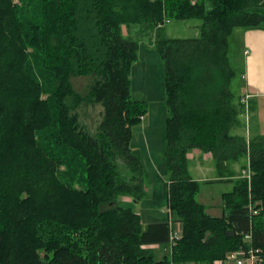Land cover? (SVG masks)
Instances as JSON below:
<instances>
[{
    "label": "trees",
    "instance_id": "1",
    "mask_svg": "<svg viewBox=\"0 0 264 264\" xmlns=\"http://www.w3.org/2000/svg\"><path fill=\"white\" fill-rule=\"evenodd\" d=\"M170 19L200 20L198 36L165 37ZM237 27L264 30V0H0V264H213L248 246L264 264V135L238 131ZM147 37L164 64L167 203L164 220L142 224L117 198L149 196L129 144L147 113L129 90ZM90 104L102 107L94 133L77 113ZM192 148L233 183L220 216L196 199Z\"/></svg>",
    "mask_w": 264,
    "mask_h": 264
},
{
    "label": "rangeland",
    "instance_id": "2",
    "mask_svg": "<svg viewBox=\"0 0 264 264\" xmlns=\"http://www.w3.org/2000/svg\"><path fill=\"white\" fill-rule=\"evenodd\" d=\"M200 20L188 19V20H176L170 19L164 23L161 34L165 37H178V38H190L198 36V25ZM240 28L237 27L233 31V35L229 37V49L228 55L231 59V64L236 72V75L240 76L241 72L239 68L242 66V55L239 53V49L233 45L241 34ZM125 32V29H124ZM152 37V36H151ZM151 37L145 38L139 43L138 58L133 63L130 71V92L133 98H140L147 103V113L144 115L141 122L132 128V139L129 143L131 147L138 150L141 157L143 178L146 181L147 188L149 190V196L135 200L125 197L128 195H122L117 198V202L124 207H130L135 213L140 216L141 223L150 215L149 220H158L159 216L166 218V161H165V120L167 115V109L165 105L164 94V64L159 57V54L153 43ZM90 77H73L71 82L74 89L77 92L83 93L86 91L87 86L91 83ZM239 79H233L232 91L236 92V96L239 99L242 89L236 90L235 85L238 84ZM237 88V87H236ZM234 89V90H233ZM243 104L242 99H239ZM79 121L81 125L87 130V132L94 133L97 125L102 117V107L100 104H90L86 106H80L77 108ZM248 110L241 115L245 125L238 131L249 138L252 135V122L248 121L246 125ZM249 130V133H248ZM197 148L190 149L187 153V169L190 177L196 178L201 176L214 175L211 167L214 163L206 162L197 165L195 160L190 159L191 153ZM245 160H242L244 163ZM237 172L243 174L247 173L241 163H235ZM233 166V165H232ZM200 194H198V201L204 198L206 201L216 203L219 199L214 197L219 195L222 191L220 185L209 186L206 183H202L199 187ZM198 191V193H199ZM203 200V199H202ZM200 202V201H199ZM156 253V251H155ZM40 255H44V251L40 250Z\"/></svg>",
    "mask_w": 264,
    "mask_h": 264
},
{
    "label": "crops",
    "instance_id": "3",
    "mask_svg": "<svg viewBox=\"0 0 264 264\" xmlns=\"http://www.w3.org/2000/svg\"><path fill=\"white\" fill-rule=\"evenodd\" d=\"M241 34L239 38L233 45H235L239 49V53L242 55V67L239 68L241 72L240 76L238 75V79L240 82L235 85V89L239 90L242 89V93H240V98L246 104L247 107V122H252V135H264V30L257 29V28H240ZM234 31V30H233ZM233 35V32L230 36ZM229 36V37H230ZM231 62V59L229 57ZM131 82V81H130ZM131 85V84H130ZM237 87V88H236ZM141 100L140 98H134ZM243 103V104H244ZM249 133V130H248ZM197 160L196 164L201 165L203 163L210 164L213 163L211 155L208 153H203L199 149L193 150L191 153V158L193 160ZM232 168L236 169L235 163L232 164ZM212 172H215L214 175L205 176L202 178L198 176L196 178H192L193 180L199 181L200 185L202 183H206L209 186L212 185H220L222 191L217 194L216 199H219L216 203L206 201L202 198L200 203L204 204L206 208V212L212 216H220L222 214V198L221 195L224 192H228L233 188V183L227 181L225 177H222L224 180L217 181L219 178L218 173L213 165L211 167ZM212 181V182H206ZM148 190V188H147ZM198 194L196 195V199H198ZM129 200L130 197H125ZM121 205V204H120ZM166 212V211H165ZM150 215H147L144 224L154 222V221H161L164 220L161 216H159L158 220H149ZM173 230L179 231L180 225L178 223L173 224ZM156 251L157 259H161L163 255L162 249L158 246L152 245ZM165 252V251H164ZM213 264H227L223 260H215Z\"/></svg>",
    "mask_w": 264,
    "mask_h": 264
},
{
    "label": "built area",
    "instance_id": "4",
    "mask_svg": "<svg viewBox=\"0 0 264 264\" xmlns=\"http://www.w3.org/2000/svg\"><path fill=\"white\" fill-rule=\"evenodd\" d=\"M245 109H247L246 104ZM247 176L249 174V171L247 169ZM252 213H256V210H252ZM179 234V231L172 230L170 234V240L171 243L174 239V237H177ZM245 239H249V235L247 234L245 236ZM258 253H260V249H256L252 246H248L247 248H240L236 251L229 252L226 255L225 263L227 264H260L262 261V257L259 258Z\"/></svg>",
    "mask_w": 264,
    "mask_h": 264
}]
</instances>
